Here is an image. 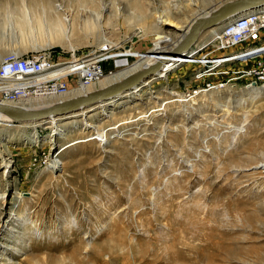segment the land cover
<instances>
[{
	"label": "rangeland",
	"instance_id": "rangeland-1",
	"mask_svg": "<svg viewBox=\"0 0 264 264\" xmlns=\"http://www.w3.org/2000/svg\"><path fill=\"white\" fill-rule=\"evenodd\" d=\"M227 1L0 0V62L107 46L121 71ZM192 57L55 130L0 122V264H264V87L195 93Z\"/></svg>",
	"mask_w": 264,
	"mask_h": 264
},
{
	"label": "built area",
	"instance_id": "built-area-1",
	"mask_svg": "<svg viewBox=\"0 0 264 264\" xmlns=\"http://www.w3.org/2000/svg\"><path fill=\"white\" fill-rule=\"evenodd\" d=\"M220 32L206 47L197 50L196 55H191L194 57L180 62L181 66L199 65L192 73V79L198 83L194 92L237 83H244L247 88L264 87V46L257 43L264 33V7L238 15ZM244 44L253 45L241 46ZM125 50L103 46L88 49L64 62L46 52L11 55L0 62V102L47 96L65 100L106 76H115L122 67L117 60L132 57L123 55L127 53ZM178 57L181 55L173 58ZM110 61L112 67L107 69L105 65Z\"/></svg>",
	"mask_w": 264,
	"mask_h": 264
},
{
	"label": "water",
	"instance_id": "water-1",
	"mask_svg": "<svg viewBox=\"0 0 264 264\" xmlns=\"http://www.w3.org/2000/svg\"><path fill=\"white\" fill-rule=\"evenodd\" d=\"M264 4V0H232L219 5L215 11L209 15H198L195 17L186 34L180 39L177 45L169 50L164 58L155 64L143 67L129 74L119 81H115L105 87L99 88L87 95H80L59 103L49 105L39 109H25L17 105L0 102V111L5 112L17 121H31L44 119L50 115L64 114L79 110L83 107L95 105L101 100L108 99L120 92L132 89L143 79L156 74L170 58L183 55L199 39L200 34L214 26L221 24L232 14L245 8H253ZM29 195V193H25Z\"/></svg>",
	"mask_w": 264,
	"mask_h": 264
},
{
	"label": "bare ground",
	"instance_id": "bare-ground-1",
	"mask_svg": "<svg viewBox=\"0 0 264 264\" xmlns=\"http://www.w3.org/2000/svg\"><path fill=\"white\" fill-rule=\"evenodd\" d=\"M178 1H179V0H178ZM260 7H264V4L261 5V6L253 7V8H245V9H242L241 11L232 14L228 19H226L225 21H223L221 24H219V25H217V26H214V27H212V28H209V29L212 30V29L219 28V27H221L222 25H224L225 23H228L229 21L233 20L234 16L238 15L239 13L241 14V12L250 11V10H255V9L260 8ZM214 11H215V9L212 10V11H210V12H208V13H205V14H206V15H209V14L213 13ZM159 19H160V20H159V23L162 24V25H168V24H170V25H174V26H177V25H178V23H175L174 21H172L170 18L166 17L165 15H163V16L159 15ZM191 22H192V21H191ZM191 22H190V24L187 26V28L185 29V31L182 33L181 37H180L177 41H175V43H172V44H173L172 46H169L168 48H164V49H162L159 53H157V52L154 53V50H155V49H154L153 51H151V52L149 53V55H148V54L145 55V56L142 57L139 61H137L135 64H133V65H131L130 67H127V68H125V69H123V70L117 72V73L115 74V76L107 77V78L103 79L102 81L100 80V82H99V86H100V88L105 87V86H107L108 84L113 83V82H115V81H119V80L123 79L124 77L128 76L129 74L133 73L134 71H137L138 69H141V68H143V67H147V66H149V65L155 64L156 62L162 60V59L164 58V56L166 55V53H167L169 50H171L172 48H174V47L177 45V43L180 41V39L186 34V32L188 31V29H189V27H190V25H191ZM70 29H71V28H70ZM203 32H204V31H203ZM203 32H202V33H203ZM202 33H201V34H202ZM201 34H200V36H201ZM200 36H199V39H200ZM62 37H63L62 35H59L58 39H60V38H62ZM199 39H198V41H197L193 46H191V47L189 48L188 51H186V52L184 53V55H181V57H178V58H170L169 60H167V62L163 64L162 68H161L156 74H153V75H151L150 77H148V78H146V79H143L139 84L135 85L132 89H129V90H126V91L120 92V93H118V94H116V95H114V96H112V97H110V98H108V99L101 100V101H99L98 103H96L95 105H91V106L83 107V108H81V109H79V110L72 111V112H68V113H64V114L50 115L49 117L44 118V119L31 120V121H17V122L14 120L13 117L9 116V115L6 114L5 112L0 111V122H1V121L9 122V123L14 122V123H16V124L35 123L37 126H39V124H38L39 122L47 121V120H48V121H49V124H50L49 128H52V129L54 128V130H55V129H57V127H58V125H57V124H58V123H57L58 117L65 116V115H69V114H72V113H75V112H78V111H81V110H86V109H89V108H93V107H95L96 105H101V104H104V103L109 102V101H111V100L118 99V98H120V97H123V96H125V95L131 93V92H134L136 89H140V88L144 87V84H145L146 82H148V81H150V80L156 78L157 76L161 75L162 73H164V72H165V69H166L167 66H169V65H171V64H174L175 62H177V61L183 59L187 54H189L191 51H193L192 49H194V47L199 43ZM210 40L212 41V38H211ZM210 40L208 41V43L211 42ZM161 42H163V40H161ZM155 51H156V50H155ZM155 55H156L155 60H154L151 64H149V60H150V58H151V57H155ZM125 60H126V59H125ZM124 64H125L126 66L129 65L128 60H126ZM176 68H177V67H176ZM176 68H175V69H176ZM175 69H174V70H175ZM174 70H172V71H174ZM165 73H166V72H165ZM169 75H170V74H169ZM106 84H107V85H106ZM103 85H105V86H103ZM92 86H93V85H92ZM92 86L88 87V88H87L86 90H84V91H76L75 94H74V96L77 97V96H80V95H87V94H89V93H91V92H94V90H97V89H95V87H92ZM248 88H250V90H256V89H260L261 87H259V88H258V87H248ZM17 102H19V104H18ZM3 103H8V104H12V105H17V106H20V107H22V108L29 109V110H33V109H37V108L39 109V108H43V107H46V106H49V105H53V104H55V102H54V98H52L51 96H47V97L40 98V99H27V100H21V101H7V100H6V101H3ZM15 103H17V104H15ZM27 107H28V108H27ZM85 113H86L85 111H82V114H85ZM100 136H101V138L104 137V136H102V135H100ZM98 138H99V137H95L94 139H98ZM0 157H1L2 159H4L3 161H6V162H7V163H6V166H10V167L13 166V164H10L11 161L8 160V159L6 158V156H5V154H4L3 152H0ZM4 157H5V158H4ZM51 161H52V165H51V167H54V168H57V167H58V168H59V165H56V164L59 162V161H57V159L54 158V159L51 160ZM10 170H11V169H10Z\"/></svg>",
	"mask_w": 264,
	"mask_h": 264
},
{
	"label": "crops",
	"instance_id": "crops-1",
	"mask_svg": "<svg viewBox=\"0 0 264 264\" xmlns=\"http://www.w3.org/2000/svg\"><path fill=\"white\" fill-rule=\"evenodd\" d=\"M175 43V42H174ZM206 46V45H205ZM193 51H191L190 52V55H193V54H195L196 55V52H197V50H199V48L198 47H196L195 46V48L194 49H192ZM147 54H149V53H147ZM198 55V54H197ZM144 56V54L142 55V57ZM189 57V56H188ZM185 58V57H184ZM187 58V57H186ZM130 67V66H129Z\"/></svg>",
	"mask_w": 264,
	"mask_h": 264
}]
</instances>
